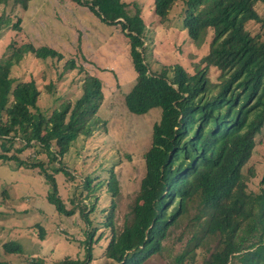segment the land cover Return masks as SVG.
<instances>
[{
  "label": "trees",
  "instance_id": "obj_1",
  "mask_svg": "<svg viewBox=\"0 0 264 264\" xmlns=\"http://www.w3.org/2000/svg\"><path fill=\"white\" fill-rule=\"evenodd\" d=\"M33 1L13 0L7 11L11 0H0V37L12 25L10 17L17 9L27 10ZM72 1L79 5L85 1L101 21L110 26L118 23L127 31L137 80L125 97L126 107L135 116L159 109V120L153 124L151 144L143 156L145 173L122 226L116 222L120 188L113 170L109 180L95 185L87 178L88 195L109 192L111 205L103 210L101 223L84 216L89 228L81 244L85 258L54 264H92L99 247L103 250L98 257L112 264H149L163 255L171 239L183 245L175 264L193 260L198 251L205 254L204 264H264V171L257 190H249L244 175L257 178L254 168L246 166L264 138V9L262 14L258 11L264 0H155L161 24L183 2L182 27L193 42L202 46L211 38L209 53L201 62L205 67H197L194 74L180 65L150 73L144 57L146 26L139 8L130 15L121 0ZM251 24L259 29L251 30ZM12 28L20 30V19ZM34 56L62 59L46 47L24 45L0 60V161L39 170L50 188L49 203L60 216L72 217L77 207L67 210L58 196L57 176L74 180L63 159L80 137L87 139L99 128L103 84L99 78L86 77L80 98L64 100L46 115L39 107L42 93L36 82L11 79L14 67ZM64 69H74V62H67ZM211 69L216 72L214 79ZM52 86L47 88L52 91ZM32 150L35 154L22 158ZM193 207H198V215L189 235L176 236ZM39 229L44 241L45 231ZM4 249L23 255L14 244H5ZM0 264L11 263L0 254ZM26 264L46 263L33 258Z\"/></svg>",
  "mask_w": 264,
  "mask_h": 264
},
{
  "label": "rangeland",
  "instance_id": "obj_2",
  "mask_svg": "<svg viewBox=\"0 0 264 264\" xmlns=\"http://www.w3.org/2000/svg\"><path fill=\"white\" fill-rule=\"evenodd\" d=\"M121 1L127 4L130 15H134L138 8L141 11L146 26L144 57L150 73L159 74L180 65L194 74L197 67H205L201 62L209 53L211 38L208 37L202 46L193 42L182 27L181 16L186 10L183 2L171 12L169 21L161 24L155 13V0ZM12 3L13 0L7 11ZM263 9L258 5L260 14ZM10 19L12 25L0 37V60L24 45H32L35 49L46 47L62 56L60 60L26 57L11 74L14 82H36L42 93L39 107L46 115L64 100L74 102L80 98L81 84L88 76L102 81L104 99L97 115L99 128L87 139L80 137L63 159V166L74 175V180L57 176L58 196L63 199L67 210L77 207L72 217L60 216L49 203L50 188L39 170L0 161V254L2 260L11 264H26L33 258H42L46 264L65 258L84 259L85 250L81 244L89 229L84 216L90 215L94 224L101 223L103 210L109 209L112 200L109 192L104 190L102 194L100 190L88 195L84 184L87 178L92 180V185L109 180L113 170L120 188L115 201L118 203L116 222L122 226L125 216L131 212L130 207L145 173L143 156L151 144L152 127L159 120V109L146 116L129 113L125 97L135 85L137 74L131 63L127 31L123 32L118 23L110 26L101 21L85 1L79 5L72 0H36L27 10L18 8ZM18 19L20 30H13ZM250 27L253 31L259 29L256 24ZM72 61L74 69L65 70L67 62ZM210 75L214 79L216 72L211 69ZM50 84L53 85L52 91L47 88ZM262 142L256 146L246 166L257 172L255 179L244 174L248 178L249 190H257L262 180L264 138ZM35 152L26 151L22 158L26 160ZM38 157L45 159L44 155ZM72 198L74 203H71ZM83 205L87 207L84 211L79 208ZM93 206L96 207L94 212L91 210ZM197 215L198 207L191 208L174 234L187 237ZM39 226L45 231L44 241L39 238ZM104 243L102 241L100 245ZM5 244L17 245L23 255L7 254ZM182 249V243L171 239L163 255L153 257L149 264H175ZM96 250L99 256L103 248ZM98 256L92 264H112ZM204 258L203 251H198L193 260L185 264H204Z\"/></svg>",
  "mask_w": 264,
  "mask_h": 264
}]
</instances>
